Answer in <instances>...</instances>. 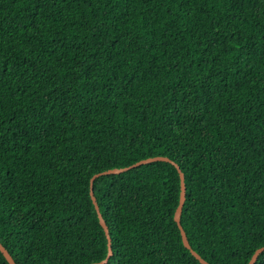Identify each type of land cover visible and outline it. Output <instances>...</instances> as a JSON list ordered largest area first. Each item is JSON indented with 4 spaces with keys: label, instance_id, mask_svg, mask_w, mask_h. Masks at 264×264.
I'll return each instance as SVG.
<instances>
[{
    "label": "trees",
    "instance_id": "obj_1",
    "mask_svg": "<svg viewBox=\"0 0 264 264\" xmlns=\"http://www.w3.org/2000/svg\"><path fill=\"white\" fill-rule=\"evenodd\" d=\"M156 155L184 174L191 247L246 264L264 244V0H0V242L16 264L103 259L90 177ZM179 191L167 161L97 177L105 264H201Z\"/></svg>",
    "mask_w": 264,
    "mask_h": 264
},
{
    "label": "water",
    "instance_id": "obj_2",
    "mask_svg": "<svg viewBox=\"0 0 264 264\" xmlns=\"http://www.w3.org/2000/svg\"><path fill=\"white\" fill-rule=\"evenodd\" d=\"M153 161H167V162H170L171 164H173L177 171H178V174H179V182H180V191H179V199H178V203L175 207V210H174V214H173V219L174 221L177 223L178 225V228L180 230V235H181V240H182V243L183 245L189 249L190 253L201 263V264H210L207 260H205L203 257H201V255L199 253H197L192 247L191 245L189 244L188 242V239H187V236H186V233L184 231V229L182 228L181 226V223H180V213H181V210H182V206H183V203H184V200H185V183H184V174L183 172L181 171V169L179 168V165L171 160L170 158H168L167 156H163V155H156V156H151V157H146V158H143V159H140L130 165H127V166H123V167H113V168H109V169H105V170H102V171H98L96 173H94L90 179H89V194H90V197H91V200L93 202V205L95 207V210L97 212V217H98V220H99V223L100 225L102 226L104 232H105V235L107 237V253L105 255V257L99 261H93V262H90V263H87V264H105L108 260V258L112 255V248H111V239H110V235H109V231H108V227L99 211V207H98V204H97V201L95 199V196H94V193H93V182L94 180L99 177L100 175H103V174H118V173H121V172H124L128 169H131L133 167H136L140 164H143V163H148V162H153ZM264 251V244L257 247L253 253L251 254L249 260L247 261L246 264H254V262L256 261L258 255ZM0 252L2 253V255L4 256V258L7 260L8 264H16L14 259L12 258V256L10 255V253L8 252V250L1 244L0 242Z\"/></svg>",
    "mask_w": 264,
    "mask_h": 264
}]
</instances>
